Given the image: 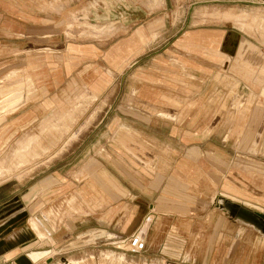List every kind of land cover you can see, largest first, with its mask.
Listing matches in <instances>:
<instances>
[{
	"label": "crops",
	"instance_id": "1",
	"mask_svg": "<svg viewBox=\"0 0 264 264\" xmlns=\"http://www.w3.org/2000/svg\"><path fill=\"white\" fill-rule=\"evenodd\" d=\"M102 1L113 3L110 15H99L112 27L92 38L70 36L71 14L47 15L48 26L35 25L40 15L20 14L0 26L18 37L48 35V54L32 59L43 61L49 78L25 81L33 95H22L27 104L52 96L44 99L55 108L48 117L57 114V104L76 102V91L94 102L128 74L118 111L97 127L76 170L81 198H91L89 182L96 188L88 208L75 195L69 201V211L83 218L66 224L61 209L40 201V194L63 181L59 169L31 187L0 183V264L86 262L87 252L111 235L124 237L111 243L128 252L120 243L137 231L146 245L134 255L144 254L148 264L186 263L192 256L193 263H247L251 255L264 263V0H238L261 5L256 10L216 9L211 14L227 20L225 27L179 30L171 46L154 53L147 47L161 37L163 19L124 32L137 7L118 11V0ZM9 85L0 82L3 91ZM0 102L6 100L0 96ZM104 102L65 135L77 138ZM27 109L36 116L37 107ZM106 252L111 254L102 264L116 256L132 264L123 253Z\"/></svg>",
	"mask_w": 264,
	"mask_h": 264
},
{
	"label": "rangeland",
	"instance_id": "2",
	"mask_svg": "<svg viewBox=\"0 0 264 264\" xmlns=\"http://www.w3.org/2000/svg\"><path fill=\"white\" fill-rule=\"evenodd\" d=\"M92 1L86 5L85 0H0V26L6 25L3 22L4 20L10 21L15 15L20 14L31 16L40 15L42 21L35 23V25L39 26L53 25L52 23L44 21L47 15L71 14L73 15V22L67 24V29L73 32L70 36L76 39L79 36L92 38L97 35L96 33L110 30L112 27L109 25L110 23L107 24V22H104V24L103 21H100L99 15L102 14V10L105 13L108 12V15H110L113 8V3L110 1V5H107L102 0ZM233 1L165 0L164 2V0H118L121 5L117 10L127 9L126 4L136 6L138 9L136 19L128 25L125 24L127 29L124 28V32L134 30L141 26L151 27V25L156 24L160 19H163L164 23L160 27L161 37L153 40L150 46L147 47V50H149L148 53H154L157 51L162 52L171 46L174 38L173 35L179 30L184 31L186 29L203 26L225 27L228 24L227 20L211 14L216 9L223 10L229 7H235L238 11L244 8L249 10L261 9L258 8L261 6L259 4L239 2L238 0ZM160 2L164 3L159 4ZM70 3L72 7L69 6ZM150 3L154 7L150 6ZM31 24L29 23V25ZM232 24L241 28L235 22ZM67 29L62 28L61 31H68ZM47 40L48 35L46 36L44 34L40 36L27 35L18 37L17 35L9 34L5 30L0 29V82L3 85L5 83L12 84L7 89H4L7 92H4L2 90L3 88H0V96L3 100H6V102H0V183L8 182L6 185L11 189L15 188L16 185H20L21 187L22 184L25 186L24 188L26 186L31 187L33 183H37L38 180L47 177L55 169H59L61 171L59 175L63 178V181L40 194V201L43 202V207L45 208L51 209V207H55L61 209L64 214V223L68 224L69 220L84 217L80 216L81 214L75 210H72L73 212L69 211V201L73 195L77 198V202L80 201L87 208L86 203L89 200H95L96 194L92 191V189H96L95 184L90 182L87 185L91 188L89 194L91 198H81L78 195V189L81 185L78 181H75L76 177L79 176L76 170L80 163L84 161L85 145L92 143L95 139L97 127L109 124L112 116L118 111L126 91L125 87H121L120 84L128 77V74L121 75L116 81L117 86L115 82L114 85L107 88L99 99L94 102H91L93 99L88 96L87 92L82 90L76 91L74 95H78L79 98L76 102L57 104V108H59L56 111L57 114L54 117H48L47 115L51 114L55 108L52 106L49 109L48 103L44 101L52 96H48L47 98L46 96H40L39 100L29 104L22 102V95L26 91L29 94L28 100H31V96L33 95V87H27L25 81H28L30 85H34L39 80L49 78V71L44 67L43 61L32 59L34 57L43 58L48 54L49 50L46 47L49 43ZM19 45H24L22 51L17 50L20 49L18 47ZM113 78H116L115 74ZM102 98L106 102L102 104L101 110L98 112L96 118L81 131L77 138L76 135L71 136V138L68 135L66 136L65 130L72 128V131H76L79 125L84 123L86 117L90 115L92 110L101 103ZM23 106L24 108L21 109ZM28 107H37L38 111H36L35 117L31 116L32 113L27 109ZM16 114L19 115L16 116ZM80 116L82 117L80 118ZM72 138L76 139L70 143ZM68 144L69 146L67 147ZM65 148L67 149L65 150ZM71 161L72 164H69ZM65 163L66 166H64ZM71 167L73 168L72 171L69 170ZM92 178H95V175ZM84 186H86V182ZM49 195L51 196L47 197ZM258 217L262 218V215L259 213ZM30 224L41 237H44L39 230L37 222L31 221ZM62 226L63 222L60 223L59 221L58 227ZM111 237V239L99 244L102 246L99 247L98 245V247L93 248L95 250L87 252L84 260L88 264H102L103 258L107 254H111L106 251H112L114 255L118 256L123 253L132 261V264H148V259L144 254H130L122 248L115 247L111 243L124 237H114V235H111ZM91 255H93V259ZM192 257L189 260L190 262L175 263L202 264L199 262L193 263L192 259L194 257ZM252 258L251 255L247 263L235 262L232 264H264L259 256H255L256 261H252ZM116 261L117 264H124L123 259H117V256L113 262L109 261L107 263L103 261V264H115ZM86 262L76 261L68 264H86ZM150 263L155 264L154 262Z\"/></svg>",
	"mask_w": 264,
	"mask_h": 264
},
{
	"label": "built area",
	"instance_id": "3",
	"mask_svg": "<svg viewBox=\"0 0 264 264\" xmlns=\"http://www.w3.org/2000/svg\"><path fill=\"white\" fill-rule=\"evenodd\" d=\"M122 246L130 253H140L144 250L146 240L144 234L135 232L121 241Z\"/></svg>",
	"mask_w": 264,
	"mask_h": 264
},
{
	"label": "bare ground",
	"instance_id": "4",
	"mask_svg": "<svg viewBox=\"0 0 264 264\" xmlns=\"http://www.w3.org/2000/svg\"><path fill=\"white\" fill-rule=\"evenodd\" d=\"M8 151H9V150H8ZM17 159H18V158H17ZM16 165H17V164H16ZM0 171H1V169H0ZM140 231H142V230H140ZM137 232H138V231H137ZM142 232H143V231H142ZM142 232H141V233H142ZM120 244L122 245V243H120Z\"/></svg>",
	"mask_w": 264,
	"mask_h": 264
}]
</instances>
